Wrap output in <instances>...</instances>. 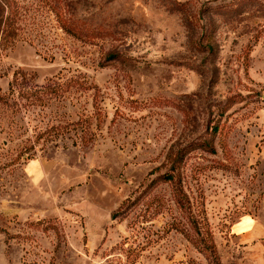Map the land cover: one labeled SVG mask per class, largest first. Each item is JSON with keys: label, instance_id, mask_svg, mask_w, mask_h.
<instances>
[{"label": "rangeland", "instance_id": "374dc122", "mask_svg": "<svg viewBox=\"0 0 264 264\" xmlns=\"http://www.w3.org/2000/svg\"><path fill=\"white\" fill-rule=\"evenodd\" d=\"M0 19V264H264V0Z\"/></svg>", "mask_w": 264, "mask_h": 264}, {"label": "crops", "instance_id": "0c3cea01", "mask_svg": "<svg viewBox=\"0 0 264 264\" xmlns=\"http://www.w3.org/2000/svg\"><path fill=\"white\" fill-rule=\"evenodd\" d=\"M236 226V231L243 242L250 243L252 241L255 243V240L258 239L264 248V228L258 225L255 220L241 221Z\"/></svg>", "mask_w": 264, "mask_h": 264}, {"label": "trees", "instance_id": "16d2710c", "mask_svg": "<svg viewBox=\"0 0 264 264\" xmlns=\"http://www.w3.org/2000/svg\"><path fill=\"white\" fill-rule=\"evenodd\" d=\"M2 23H5V27L4 28H1V24ZM8 25L9 26H11V23H10V21H8L7 19L5 20V21H2L1 19H0V31H2L4 34H9V31L11 30V28H10V30H9V28H8ZM214 151V149H212V152Z\"/></svg>", "mask_w": 264, "mask_h": 264}]
</instances>
